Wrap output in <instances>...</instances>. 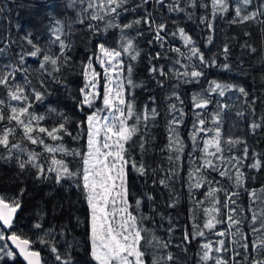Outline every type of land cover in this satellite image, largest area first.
<instances>
[{
  "label": "snow or ice",
  "instance_id": "6c2138e0",
  "mask_svg": "<svg viewBox=\"0 0 264 264\" xmlns=\"http://www.w3.org/2000/svg\"><path fill=\"white\" fill-rule=\"evenodd\" d=\"M210 4L211 17L200 18L208 30L204 47L214 44L217 17L227 19L230 24L258 25L264 31V0H210ZM17 6L31 11L38 4L36 0H23ZM61 6L73 10L75 22L84 25L91 37L96 38L91 54L81 62L84 84L75 93L63 79L64 70L73 62L74 46L70 39L71 25L61 19L62 13L55 11ZM199 7L197 0H61L59 5H49L44 14L43 42L19 22L16 29L23 33L19 40L0 37V162L15 166L13 183L19 184L14 191H0V264H17L20 258L24 264H146L142 242L157 252L151 264H177L178 258L170 250L172 240L156 237L144 227L149 217L141 209L147 202L154 203L155 196L143 191L134 198L133 207L131 182L142 179L147 184L148 177L152 176L153 186L159 184L164 189H172L186 147L179 132L188 116L185 105L191 108L194 117L188 134L192 141L190 151L198 153L190 157L196 166L188 173V195L203 215L201 222L193 209L192 228L190 231L185 228L176 247L187 255L195 244V264H264V207H255L256 192L247 188L249 172L264 170V156L250 155L242 138L224 137L221 111L228 105L214 97L224 98L233 93L244 103L236 115L245 119L249 113L254 115L256 100L248 88L233 81L231 76L222 81L208 79L206 69L215 68L225 74L235 71L227 44L220 52L221 63L219 55L202 51L175 20L172 21L175 30L169 29L164 16L166 10L169 14H186L191 19L193 12L188 9ZM3 11L0 7V13ZM128 13L133 14L130 20L125 15ZM109 30L117 33L114 45L106 39ZM145 34L149 36L150 46L161 49L149 55V60L168 59L172 64L166 67L150 63L148 68L158 87L171 89L167 107L169 136L164 149L168 153L169 168H160L159 172L163 173L160 176L145 159L148 152L145 133L150 126H155L160 112L148 105L137 110L132 99L134 89L143 87L133 79V62L141 56L137 40ZM177 35L187 51L169 43L168 37ZM243 47L250 53L256 51L248 43ZM170 52L178 58L167 54ZM30 59L36 62L35 68L29 64ZM238 68L244 72L242 65ZM34 73L39 74L37 84L31 79ZM204 83L208 84L207 88ZM185 85H200L201 90L192 92L186 100L185 94L178 91ZM54 86L64 89L79 118L52 103L48 104L45 114L35 111L37 104H44L56 93ZM150 99L155 103L154 97ZM213 103L217 105L215 111L209 108ZM49 118L53 121L51 126L44 123ZM247 127L253 134L264 129V117L259 122L253 119ZM65 137L85 142L79 150L71 149L65 147ZM25 141L35 147L25 148ZM225 144H243L242 154L226 156ZM137 147L139 159L134 154ZM67 156L77 159L79 165L71 167V162L65 159ZM212 172L227 180L231 188L221 186L219 180L209 179ZM28 177L38 184L51 182L67 193L77 191V201L68 196L52 208L55 216L68 205L62 222L45 227L48 211L41 201L34 206V221L27 231L21 230L18 215L23 213L29 196L25 183ZM200 189H205V200L195 196ZM243 192L252 201L247 210L237 206ZM219 193H223V201ZM178 199L170 192L168 207L174 208ZM81 201L86 205L85 214L73 211V205ZM246 222L247 231L243 228ZM225 224L227 228L219 227ZM175 230L169 218V237ZM42 253H46L47 259Z\"/></svg>",
  "mask_w": 264,
  "mask_h": 264
},
{
  "label": "trees",
  "instance_id": "16d2710c",
  "mask_svg": "<svg viewBox=\"0 0 264 264\" xmlns=\"http://www.w3.org/2000/svg\"><path fill=\"white\" fill-rule=\"evenodd\" d=\"M23 0H0V7L4 8L3 13H0V37L5 39H12L13 41L19 40L23 33L18 32L16 29L17 22L25 26V30H31L34 36L43 42L46 37V28L44 21V14L48 10L49 5L61 3V0H36L38 7L33 10L27 8H20L17 6L18 3H22ZM200 4L198 9H188V11L193 12L191 19H188L186 14H169L165 10L164 16L167 17L169 29L175 30L172 23L175 20L176 24L180 27H184L186 32L192 36L196 41L197 45L206 54H217L219 55L220 62H223V56L220 55L221 49L224 44H227L231 50L230 60L233 64L235 71L231 74H225L219 72L217 69H206L208 74V79L216 80H226L229 76L232 77L233 81H239L243 86L250 90L252 97L255 98L256 103L255 113L248 114L247 118L239 117L236 115L238 111L244 108V103L242 100L235 98L233 93H228L226 97H214L215 100H223L224 103L228 105L226 109L221 111V130L224 137H239L247 142L250 149V155L252 153H259L264 156V129H258L255 134L247 127L253 119L257 122L264 117V31L258 25L247 24V25H237L228 23L227 19H222L217 17L214 21L215 25V40L214 44L209 47H204L205 37L208 35V30L204 24L200 23L201 17H211V4L210 0H197ZM204 5H207L205 7ZM58 13H62L61 19H63L67 24L71 25L70 39L74 46L73 48V62L67 67L63 72V79L67 84L68 88L72 92H76L84 84V78L80 74L81 72V62L85 60V57L91 54L90 49L96 43V38L91 37V33L88 32L84 25H80L75 22V15L73 10H65L62 6L55 9ZM159 18L160 13H155ZM127 19H131V13L125 14ZM231 15V14H229ZM95 23V22H93ZM101 28L103 25L101 24ZM245 32L250 33V35H245ZM91 37V40L89 39ZM106 39L111 44H115L117 39V33L115 30H109ZM149 36L138 38L137 43L141 50V56L134 64L133 79L142 84L143 87H138L134 89V95L132 99L135 102L137 110H142L145 105L149 107H156L160 112V116L156 119L155 126H150L148 131L145 133L147 136V147L148 152L145 156L147 163L153 169H157V176L163 175L159 172L160 168L167 170L169 168V161L167 159L168 153L164 151L165 146L168 143V127H167V107H168V95L171 89L167 86L165 88H160L157 86L156 82L152 79L148 72L150 63H156L158 65H164L166 67H171V61L168 59L150 61L149 55H154L157 51L161 49L156 46H150L148 44ZM168 41L172 46L180 47L182 51H187L183 47V41L177 35L175 38L172 36L168 37ZM248 43L252 45L256 51L255 53H250L247 48L243 45ZM15 47V44H13ZM171 57L178 58L176 53H167ZM187 63V61H183ZM29 64L35 68L36 62L34 60H29ZM238 65H242L244 72L239 71ZM94 67L98 72L103 73V69L99 67L98 64H94ZM179 67V65H177ZM39 74L34 73L31 77L33 84H37ZM103 77L100 79V91L103 92ZM56 87V93L49 98L44 104H37L35 106V111L38 114H45L47 112V106L52 103L54 106H62L66 108L69 115L75 113V105L72 101L66 98L64 94V89L60 86ZM204 87L207 88L208 84L204 83ZM200 85H185L178 91L185 94V99L188 100L192 92L200 91ZM155 98V103L152 102L150 98ZM98 106H102L100 101H97ZM211 111L217 110V105L213 103L209 106ZM87 111V109H86ZM185 111L188 112V116L184 119V125L179 129L181 138L184 140L186 145L184 153L181 157V163L178 167V175L172 189H164L159 186V184L152 185V176L148 177V183L145 184L142 179L132 180V195H133V207L134 198L143 191L152 193L155 196V202H147L144 207V215L149 217V220L144 222V227L149 230L150 234H154L164 240L171 239L172 247L171 251L178 258L177 264H195V252L196 245L193 244L187 255H185L176 244L180 242L181 236L185 228L189 231L192 228V212L193 209L196 211L197 219L202 222V210L196 207L194 200L188 195V173L196 166L194 157L198 153H191L192 141L188 139V134L192 127L193 114L191 108L185 105ZM76 117L79 118L80 114L75 113ZM52 119H46L44 123L47 126H51ZM131 123V121H130ZM152 122L150 121V124ZM134 139H138L134 138ZM52 143L51 141H48ZM84 140L79 142L73 140L71 137L64 138V145L67 148L79 150L84 144ZM56 143H60L57 141ZM25 148H33L26 141L24 142ZM243 144L238 145H228L225 144V155L242 154ZM134 154L137 159L140 158L139 148L134 149ZM58 158L60 154H57ZM67 161H70V166L75 168L79 165L77 159H73L71 156L65 157ZM45 162L46 161H42ZM16 168L13 164H5L0 162V191H14L16 187L19 186L18 183L14 184L13 180L15 177ZM250 179L247 181V188L250 190H255L258 202L256 208L259 209L264 207V170L260 172H249ZM209 179L219 180L220 185L225 188H231V184L221 178L216 172H212ZM28 188L29 196L27 197V203L22 214L18 215V223L22 226L21 230L27 231L28 226L34 221L35 217L33 215L34 206L39 202H43L46 210L48 211V216L45 220V227H48L52 223H60L67 216L68 205H65L64 211L60 212L58 215L53 216L52 208L57 202H64L68 196L71 197L72 201L75 202L78 199V193L75 189L71 193H67L63 188L54 185L53 183L38 184L34 182L31 177L25 180ZM215 186V185H214ZM205 189H200L195 193L196 198L200 200H205L203 195ZM174 192L176 196L179 197L178 202L174 208L168 207L169 194ZM219 198L223 201V193H219ZM252 201L249 199L247 192H243L238 198V207H242L247 210ZM207 206V205H206ZM155 208V211H152ZM73 211H78V214L86 213V205L81 201L79 204L73 205ZM248 215H251L248 213ZM169 218L171 219L172 225L175 227V232L169 237L167 229L169 227ZM225 225H220L219 227H224ZM245 231L248 229V223L243 225ZM142 248L145 251V261L146 264H151L152 259L157 255L156 250L148 246L145 242H142ZM47 259L46 253H42ZM17 264H23L19 259Z\"/></svg>",
  "mask_w": 264,
  "mask_h": 264
},
{
  "label": "rangeland",
  "instance_id": "374dc122",
  "mask_svg": "<svg viewBox=\"0 0 264 264\" xmlns=\"http://www.w3.org/2000/svg\"><path fill=\"white\" fill-rule=\"evenodd\" d=\"M141 213L144 215V207H142V209H141ZM227 227H228V225L225 224L224 227H220V228H221V229H224V228H227ZM212 239H217V237H212Z\"/></svg>",
  "mask_w": 264,
  "mask_h": 264
},
{
  "label": "water",
  "instance_id": "95a60500",
  "mask_svg": "<svg viewBox=\"0 0 264 264\" xmlns=\"http://www.w3.org/2000/svg\"><path fill=\"white\" fill-rule=\"evenodd\" d=\"M19 260H20V261H21V262L24 264V262H23L22 258H20Z\"/></svg>",
  "mask_w": 264,
  "mask_h": 264
}]
</instances>
